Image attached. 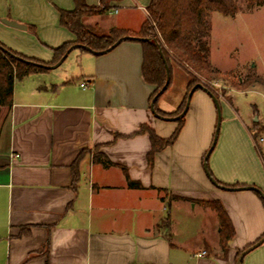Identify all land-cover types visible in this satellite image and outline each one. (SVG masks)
Listing matches in <instances>:
<instances>
[{
	"label": "crops",
	"instance_id": "1",
	"mask_svg": "<svg viewBox=\"0 0 264 264\" xmlns=\"http://www.w3.org/2000/svg\"><path fill=\"white\" fill-rule=\"evenodd\" d=\"M149 3L119 0L85 24L98 34L136 32ZM75 6V0H0V42L51 62L53 49L76 40L59 12ZM142 63L141 43L127 40L104 54L75 49L57 68L16 79L12 107L0 116V264H237L238 253L264 234L261 198L219 188L205 171L217 126L206 90L193 93L176 142L149 161L151 140L138 133L141 126L169 138L178 123L152 113L154 87ZM171 72L157 103L166 113L181 107L190 80L180 66ZM242 132L239 158L214 156L210 164L212 176L231 188L256 184L254 150ZM207 201H220L233 225L224 249L219 217ZM243 264H264V242Z\"/></svg>",
	"mask_w": 264,
	"mask_h": 264
},
{
	"label": "trees",
	"instance_id": "2",
	"mask_svg": "<svg viewBox=\"0 0 264 264\" xmlns=\"http://www.w3.org/2000/svg\"><path fill=\"white\" fill-rule=\"evenodd\" d=\"M116 1L119 0H100L98 6H89L84 0H75L76 6L73 11L60 10L61 24L76 36V40L53 49L54 58L51 62L28 57L0 42V108L10 109L12 107L16 79H21L31 73L48 71V68L40 67L37 64H56L72 45L83 44L94 51H105L118 39L124 36H134L149 39L139 42L143 47L142 76L146 83L154 87L150 102L166 82V63L170 71H172V62H176L189 75L190 80L185 100L176 112L166 113L160 110L157 105L159 99L155 103V109L161 116H178L185 107L189 92L196 84H204L211 94L220 99L214 82L223 80L228 76L227 73H223L211 66L212 14L219 12L227 17H235L242 10L241 3L243 1L246 2L249 9L264 5V0H150L147 6L148 17L136 32L112 28L107 34H98L85 24L86 18L109 12L112 8V3ZM157 44L160 45V48ZM2 48L7 49L11 54L6 53ZM160 49L163 52L166 63L161 56ZM17 57L31 63L22 61ZM171 83L172 72L168 89ZM229 102L231 103V101ZM184 118L176 121L178 126L169 138H161L153 129L146 125L141 126L138 133H148L150 136L152 147L148 154V159L151 163L158 151L176 142L183 127ZM209 172L212 176L210 170ZM129 186L141 188L140 183L130 180ZM255 193L261 198L257 192ZM261 200L264 204V200L262 198ZM204 204L213 209L219 217L221 246L224 249L235 234L233 225L220 201H207ZM263 236L264 234L258 240ZM241 252L238 253V256Z\"/></svg>",
	"mask_w": 264,
	"mask_h": 264
},
{
	"label": "rangeland",
	"instance_id": "3",
	"mask_svg": "<svg viewBox=\"0 0 264 264\" xmlns=\"http://www.w3.org/2000/svg\"><path fill=\"white\" fill-rule=\"evenodd\" d=\"M241 7L235 17L212 14L211 66L228 76L214 82L220 95L221 122L207 165L210 170L214 156L239 158V148L243 149L245 142L243 128L255 154L254 186L264 192V5L249 9L243 1ZM172 66L176 69L179 65L172 62ZM4 109L0 108V116ZM247 157L251 161V155Z\"/></svg>",
	"mask_w": 264,
	"mask_h": 264
},
{
	"label": "water",
	"instance_id": "4",
	"mask_svg": "<svg viewBox=\"0 0 264 264\" xmlns=\"http://www.w3.org/2000/svg\"><path fill=\"white\" fill-rule=\"evenodd\" d=\"M3 22L10 26V27H14V28H17V29H22V30H25L26 29V26H24L23 24H19L15 21H10V20H3ZM127 40H137V41H144V40H149V39H146V38H139V37H134V36H124L120 39H118L108 50H105V51H94L92 50L90 47H88L87 45H83V44H74L72 45L67 51L66 53L64 54V56L60 59V61H58L56 64L54 65H42V64H37L38 66L40 67H45V68H48V69H55L57 68L58 66H60L64 61L65 59L67 58V56L69 55L70 52H72L73 50L75 49H83V50H87L89 52H92V53H95V54H104V53H107L111 50H113L115 47H117L119 44H121L122 42L124 41H127ZM157 46L160 48V45L157 44ZM3 51H5L6 53L8 54H11L7 49L5 48H2ZM160 52H161V56L162 58L164 59V62L166 63V60L164 58V55H163V52L161 51L160 49ZM18 59L22 60V61H25L27 63H31L30 61H27L23 58H20V57H17ZM166 75H167V78H166V82L164 84V86L162 87V89L154 96V98L152 99L151 101V111L152 113L157 117V118H160V119H165V120H173V121H178L180 119H182L188 109H189V104H190V101H191V98L193 96V93L197 90V89H203V90H206L209 95L212 97L214 103H215V106H216V109H217V126H216V132H215V135H214V140H213V143L210 147V149L208 150L206 156H205V160H204V168H205V171L210 179V181L212 182V184H214L215 186L219 187V188H222V189H225V190H249V191H255L257 192L261 198L264 200V192L261 191L259 188L255 187V186H242V187H237V188H231V187H227L225 185H221L219 184V182L213 178V176H211L210 172H209V169H208V166H207V162L209 160V157H210V154L211 152L213 151L214 147H215V144H216V141H217V134H218V128L220 126V122H221V107H220V103H219V99L214 96L213 94H211V92L208 90V88L202 84V83H199V84H196L192 90L189 92L188 96H187V99H186V103H185V107L183 109V111L178 115V116H175V117H163L161 116L155 109V103L157 102V100L159 99V97L161 95L164 94V92L168 89V86L171 82V71H170V68L169 66L167 65L166 63ZM256 120H257V117H256ZM264 242V236L256 241L255 243H253L252 245H250L249 247H247L246 249H244L240 255L238 256V259H237V264H243V259L244 257L249 253L251 252L252 250H254L255 248H257L258 246H260L262 243Z\"/></svg>",
	"mask_w": 264,
	"mask_h": 264
},
{
	"label": "built area",
	"instance_id": "5",
	"mask_svg": "<svg viewBox=\"0 0 264 264\" xmlns=\"http://www.w3.org/2000/svg\"><path fill=\"white\" fill-rule=\"evenodd\" d=\"M81 86H82V87H86V86H87V84L84 82V83H82V84H81ZM262 140H263V139H262V138H260V141H262ZM203 254H205V252H203V253H202V255H203Z\"/></svg>",
	"mask_w": 264,
	"mask_h": 264
}]
</instances>
